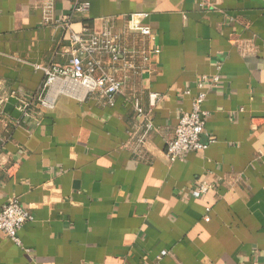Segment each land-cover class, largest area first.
Returning <instances> with one entry per match:
<instances>
[{
  "label": "crops",
  "instance_id": "crops-1",
  "mask_svg": "<svg viewBox=\"0 0 264 264\" xmlns=\"http://www.w3.org/2000/svg\"><path fill=\"white\" fill-rule=\"evenodd\" d=\"M45 1L0 0V158L15 165L11 178L0 171V210L16 199L32 217L20 246L0 232V264H264V0H53L48 23ZM81 1L88 10L72 14ZM66 16L73 32L106 27L134 53L132 68L91 57L121 82L113 105L59 81L43 89L36 66L68 67ZM215 76L202 105L206 147L169 163L180 115ZM148 94L158 98L153 130L136 148L133 104L147 109ZM200 182L210 189L196 200Z\"/></svg>",
  "mask_w": 264,
  "mask_h": 264
},
{
  "label": "built area",
  "instance_id": "built-area-1",
  "mask_svg": "<svg viewBox=\"0 0 264 264\" xmlns=\"http://www.w3.org/2000/svg\"><path fill=\"white\" fill-rule=\"evenodd\" d=\"M88 2H76L72 9V14L85 13L88 10ZM42 15L45 23L51 21L53 13V0H46L42 7ZM70 16L64 17L58 23L61 31L65 35L70 48V59L68 67H40L36 66V70L42 71L45 81L43 89H50L59 81L61 89L68 87L75 94L74 90L77 88L83 89L86 93L97 94L104 98L109 105H113L114 98L121 91V82L118 81L110 72L104 70L103 63L100 59H91L93 55L107 54L111 58V63L123 61L124 64L132 68V64L128 57H133L134 53H126L121 46V34L112 32L111 29L104 28L99 33H92L88 35L86 29L81 33H75L71 29ZM130 31H137L142 36L153 41L154 38L151 30L148 27H142L139 23L130 22L128 27ZM154 54H158L159 50H153ZM149 58L145 54L142 56L143 62H148ZM86 62V63H85ZM218 77L213 79L202 77L196 85V93L192 97L190 103L191 108L189 112L182 113L178 119L175 127L174 136L166 142L165 157L169 163L175 161H184L186 155L190 152H195L204 149L206 146L201 141V136L204 134L205 116L202 110V105L207 96L208 90L214 88L217 84ZM189 95V91L184 92ZM157 96L155 94H148V108L143 109L136 101L133 104V109L137 117L141 119L138 130L132 135V140L136 148L144 147L147 143L148 137L153 130L151 121V111L156 105ZM6 97L3 89L0 87V123L4 124V117H2V108L5 105ZM38 102L43 108H50L52 103L46 99L38 98ZM30 103L26 100H18L17 110L27 115ZM214 142L213 138L208 140V144ZM15 165L8 164L5 157L0 158V171H3L7 177L13 176V169ZM210 189V185L205 182H200L192 191V197L199 199ZM206 216L204 221L208 222V214L210 209H205ZM32 217L16 199H8L0 210V232L7 238L20 246L17 238L18 230L27 222L31 221ZM166 255L165 252L161 256Z\"/></svg>",
  "mask_w": 264,
  "mask_h": 264
}]
</instances>
